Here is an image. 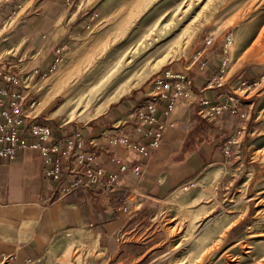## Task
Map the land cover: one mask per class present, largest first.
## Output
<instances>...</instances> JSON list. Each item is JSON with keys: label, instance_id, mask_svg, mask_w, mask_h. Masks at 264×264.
Returning a JSON list of instances; mask_svg holds the SVG:
<instances>
[{"label": "crops", "instance_id": "0c3cea01", "mask_svg": "<svg viewBox=\"0 0 264 264\" xmlns=\"http://www.w3.org/2000/svg\"><path fill=\"white\" fill-rule=\"evenodd\" d=\"M94 7L92 0H0V63L20 81L12 85L0 80V85L25 98L22 107L26 112L32 102L34 111L45 98L36 87L61 54L80 41L89 28ZM195 47L184 61L170 68L187 75L192 100L174 107L161 142L149 157L110 143L117 136L140 143L149 141L144 135L146 128L138 130L137 121L131 117L133 106L146 100L145 90L110 105L83 126L47 116L52 99L28 120V124L50 127L51 143L58 146L67 135L78 131L85 151L94 156L93 168L105 174L118 173L121 164H139L140 173L123 175V196L85 189L62 195L61 186L80 176L64 174L59 181L45 177L43 169L49 166L38 150L25 149L13 162H1L0 256H11L7 264L51 260L62 250L57 239L66 234L76 244V252L94 251L79 264L164 263L163 254L155 256L160 252V242L154 233L146 234L159 203L213 165H225L228 140L244 128L253 104L242 100L240 113L206 118L199 114L200 102L224 100L237 93L241 81H254L258 76L256 69H246L239 78L237 72L221 75L224 54L220 44L213 42L200 56ZM220 76V87L209 85L211 78ZM157 118L162 119L161 111ZM53 158L63 167L67 165L57 155Z\"/></svg>", "mask_w": 264, "mask_h": 264}, {"label": "rangeland", "instance_id": "374dc122", "mask_svg": "<svg viewBox=\"0 0 264 264\" xmlns=\"http://www.w3.org/2000/svg\"><path fill=\"white\" fill-rule=\"evenodd\" d=\"M92 1L89 28L36 87L54 96L47 116L62 123L83 126L102 114L100 106L115 95L107 85L127 61L131 66L123 77H131V87L108 107L140 91L148 94L153 80L184 61L193 45L202 54L207 37L220 44L225 72L239 78L246 69L258 70L254 81H241L231 94L238 98V112L242 100L253 104L248 119L241 114L244 128L228 140L225 165H213L162 200L146 234L160 242L155 256L163 254V264H264V0ZM228 35L231 44L224 51ZM100 68L109 77L98 86L88 84L75 105L71 98L84 91L82 78ZM57 247L58 255L37 264H79L94 254L76 252L65 235Z\"/></svg>", "mask_w": 264, "mask_h": 264}, {"label": "built area", "instance_id": "2783aa9c", "mask_svg": "<svg viewBox=\"0 0 264 264\" xmlns=\"http://www.w3.org/2000/svg\"><path fill=\"white\" fill-rule=\"evenodd\" d=\"M212 37L204 40L206 47L212 44ZM224 51L231 44V35L226 37ZM198 56L201 52L197 53ZM59 59L56 60L57 64ZM225 60L221 66V75L224 71ZM54 69H51V71ZM0 80L6 84L19 85V79L8 70L1 67ZM221 86V76L213 78L210 85ZM245 84L243 83L241 87ZM190 80L185 73H176L172 69H166L157 76L150 88L145 101L134 105L131 117L137 121L138 130L146 128L144 135L149 138L147 143L135 142L124 136L113 137L110 143L120 146L126 151H133L142 157H149L151 152L158 148L166 121L174 107L183 101L192 100ZM24 97L16 92L0 85V163L13 162L18 152L25 149L38 150L43 158L44 164L48 165L43 169V175L54 180H61L64 174L79 175L80 177L61 186L60 194L67 195L78 189L94 190L107 194L124 195L122 188L123 175L132 173L139 175V164H121L119 172L105 174L102 169L93 168L94 156L84 149V140L78 131H73L63 139V144L58 146L51 143L52 130L47 125L28 124L32 118L34 102L30 104L29 112L23 107ZM239 102L235 96H226V99L217 103L203 100L199 104V114L209 117L211 114H222L225 112H238ZM161 111L162 119L157 118V112ZM95 146L93 143H90ZM53 155L64 159L65 167L54 159ZM123 212L128 213V208L123 207ZM68 237L69 234H66ZM11 256H0V264H7Z\"/></svg>", "mask_w": 264, "mask_h": 264}, {"label": "bare ground", "instance_id": "6f19581e", "mask_svg": "<svg viewBox=\"0 0 264 264\" xmlns=\"http://www.w3.org/2000/svg\"><path fill=\"white\" fill-rule=\"evenodd\" d=\"M107 64H109V61H107L102 67H105ZM130 66H131L130 61H127L126 65L122 66L119 70H116V74L113 75L111 82L107 85V88L113 89L114 92H112V93L115 95L113 97H111L109 95L111 98L108 97L105 99L104 103L100 106L98 113H102L104 110H106V108L108 107V105L111 101L118 99L119 97H121L124 93H126L130 89L131 84L128 82L131 80V77H129V76H128V78L123 77V73L125 72V70L129 69ZM88 72L89 73L86 74L82 78V81L86 82V83H84V88L82 89L84 91H79V93L73 94V96L71 98V100L74 101L73 103L75 105H78L84 99L85 92L88 89V88H86L88 86V84L94 83L93 86H98V85L102 84V82L105 79H107L109 77V74H110V72L104 73L103 71H101V68L98 70L93 69L92 71H90V69H89ZM139 80H141V82H142V79H139ZM139 80H138V82H139ZM138 82H137V84H138ZM51 98H54V96L51 97L48 95V96H45V98L41 102H38L36 104L35 113L40 111V109H42V107H44L49 102V100ZM66 101H68V99ZM86 101H87V99H86ZM86 101H84V102H86ZM62 107H63V105H62ZM58 111H59V109H58ZM32 115H34V111L32 112ZM71 118H73V117H70V120H71Z\"/></svg>", "mask_w": 264, "mask_h": 264}]
</instances>
